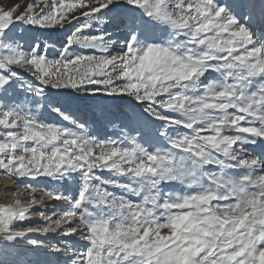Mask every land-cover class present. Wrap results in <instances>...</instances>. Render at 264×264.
<instances>
[{
  "label": "snow or ice",
  "instance_id": "6c2138e0",
  "mask_svg": "<svg viewBox=\"0 0 264 264\" xmlns=\"http://www.w3.org/2000/svg\"><path fill=\"white\" fill-rule=\"evenodd\" d=\"M0 264H264V0L0 6Z\"/></svg>",
  "mask_w": 264,
  "mask_h": 264
},
{
  "label": "bare ground",
  "instance_id": "6f19581e",
  "mask_svg": "<svg viewBox=\"0 0 264 264\" xmlns=\"http://www.w3.org/2000/svg\"><path fill=\"white\" fill-rule=\"evenodd\" d=\"M13 183H14V181H12L10 179L5 180V179L2 178V175H0V196L3 195V192H4V189H5L6 185L11 186ZM2 202L3 201L0 200V203H2Z\"/></svg>",
  "mask_w": 264,
  "mask_h": 264
},
{
  "label": "rangeland",
  "instance_id": "374dc122",
  "mask_svg": "<svg viewBox=\"0 0 264 264\" xmlns=\"http://www.w3.org/2000/svg\"><path fill=\"white\" fill-rule=\"evenodd\" d=\"M16 2H23V0H0V6L10 5V4L16 3ZM2 178L7 180V178L4 177L3 175H2Z\"/></svg>",
  "mask_w": 264,
  "mask_h": 264
}]
</instances>
